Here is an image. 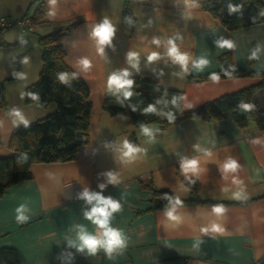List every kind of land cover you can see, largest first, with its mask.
<instances>
[{
  "label": "crops",
  "instance_id": "0c3cea01",
  "mask_svg": "<svg viewBox=\"0 0 264 264\" xmlns=\"http://www.w3.org/2000/svg\"><path fill=\"white\" fill-rule=\"evenodd\" d=\"M39 1L45 5L42 20L47 24L32 29L13 24L2 34L0 157L14 153L8 146L14 128L56 109L53 103L41 107L25 102L24 91L41 71L38 36L56 30L59 22L76 21L59 42L65 63L89 87V135L75 159L32 163L31 178L5 190L0 197V247L15 249L18 264H264V132L254 121L240 127L228 118H187L166 127L146 124L153 130L144 133L122 113L111 115L102 108L105 93L114 86L110 76L125 71L154 75L162 86L181 90L185 110L257 85L260 77L251 75L198 77L219 71L223 53L236 68L263 72L264 22L229 30L203 8L206 0H0V17L23 18ZM104 15L114 23L115 34L100 44L93 32ZM169 39L187 54L186 65L169 55ZM224 40L233 47L223 46ZM129 52L137 55L130 60ZM153 52L158 57L149 60ZM201 57L208 64L197 71ZM253 100L264 110L263 86L254 90ZM125 141L139 149L131 159L123 155ZM184 158L197 159V171L185 173ZM229 160L237 162L235 171L224 169ZM109 172L117 183L107 182ZM85 187L121 203L110 224L123 229L127 247L112 258L102 249L86 256L69 246L75 225L95 229L83 215L92 205L78 198ZM153 190H166L180 203L174 209L175 202L152 209ZM21 205L24 221L17 219ZM215 206L224 211L216 213ZM170 209L177 219L168 216ZM213 224L222 231H214Z\"/></svg>",
  "mask_w": 264,
  "mask_h": 264
},
{
  "label": "trees",
  "instance_id": "16d2710c",
  "mask_svg": "<svg viewBox=\"0 0 264 264\" xmlns=\"http://www.w3.org/2000/svg\"><path fill=\"white\" fill-rule=\"evenodd\" d=\"M32 7L33 11H28L24 16L30 19L31 29L32 26L47 24L42 20L45 16L44 3L39 1L38 4L33 3L30 9ZM203 8L229 30L264 22V0H206ZM126 11L125 5L124 12ZM75 25L76 21L59 22L56 30L38 36L42 67L35 83L25 89L24 100L41 107L53 103L56 109L41 119L13 129L8 146L14 153L8 157H0V197L8 187L31 178L32 163L73 160L88 141L92 109L89 87L65 63L64 50L59 42L62 34ZM7 28H0V35ZM219 62L222 66L219 71L206 73L198 78L207 80L213 79V76L226 78L251 75L260 77L261 82L185 110L182 105V91L162 86L156 76L144 73L137 76L120 74L122 78L132 80L133 84L125 89H118L114 85L105 93L102 108L111 115L122 113L133 127L150 123L166 127L187 118H228L240 127L252 120L259 132L263 133L264 110L257 108L253 92L259 86L264 87V71L257 73L236 68L228 53H223ZM61 75L65 76L64 80L60 78ZM125 90L131 91L132 95L126 97ZM4 105L5 98L0 88V107ZM243 105L250 107L245 108ZM149 106H153L155 111H145ZM188 184L195 189L192 181ZM153 191L155 199L152 201V209L176 201L166 190ZM0 264H18L15 249L0 247Z\"/></svg>",
  "mask_w": 264,
  "mask_h": 264
},
{
  "label": "clouds",
  "instance_id": "9594fccd",
  "mask_svg": "<svg viewBox=\"0 0 264 264\" xmlns=\"http://www.w3.org/2000/svg\"><path fill=\"white\" fill-rule=\"evenodd\" d=\"M93 14L86 15V19H89V16ZM115 34V25L114 23L108 18L107 15H104V20L102 23L98 24L93 32V35L98 37V42L100 44L109 43ZM154 42L159 43L158 40ZM170 48H169V55L173 57L174 61L179 62L183 65H186L188 62L187 54H181L176 44L172 39L168 41ZM220 43V42H218ZM223 46H227L229 48L233 47L232 41L224 40L222 42ZM102 51V49H101ZM259 51V49H257ZM255 55V53H253ZM137 53L129 52L128 56L131 60L132 57L136 56ZM158 57V53H151L148 56L149 60H154ZM83 65L87 68L89 66V61L85 58L82 60ZM208 64V60L205 57H201L198 62H196V69L197 71L202 70V66ZM124 76H127V71L124 72ZM62 80L65 79L64 75L60 77ZM213 79H217V77L213 76ZM133 84V81L130 79L122 78L118 75H111L109 78V85H115L118 89H125L126 86L130 87ZM124 95L126 97L131 96L132 92L125 90ZM243 107L247 108L250 105H243ZM145 111H155L153 106H149ZM171 118V117H170ZM152 128L149 126L142 125L141 131L144 133H151ZM124 147L127 149L123 153L125 157H129L130 159L133 158V153L137 152L139 149L133 147L132 144L125 141ZM238 165L235 160H229L224 164L225 170H232L235 171ZM181 169L187 173L189 171H197L198 169V161L195 158L189 159L184 158L181 161ZM108 177V183L115 184L117 183V177L109 172L106 173ZM240 183L239 181H236ZM106 187L105 183L99 184L100 189H104ZM241 195L240 192L235 193V196L239 198ZM79 199H84L88 204L92 205L90 210L84 211L83 215L87 220L92 222V225L95 226V229L90 231L88 226L84 224H77L74 226L75 228V238L69 239L68 243L69 246L74 247L77 252L83 253L86 256H95L101 249L104 253L109 257L112 258L114 254L120 253L124 248L127 247V238L124 235L123 229L119 227L112 226L110 224V219L112 218L113 214L119 212L121 210V203L119 200L112 198L111 196L105 197L102 192H90L87 187L84 188L82 192L78 194ZM95 202V203H93ZM180 201L177 200L172 206V209L175 208ZM24 208V205H21L18 212L21 214L17 217L19 221H24L27 219L21 211ZM170 209L168 211V216L172 219H177V217L173 216V211ZM214 211L216 213H221L224 211L222 207L215 206ZM214 231H222L218 225L213 224ZM207 231V229H204ZM199 241H197V244ZM70 255H72L70 253Z\"/></svg>",
  "mask_w": 264,
  "mask_h": 264
},
{
  "label": "built area",
  "instance_id": "2783aa9c",
  "mask_svg": "<svg viewBox=\"0 0 264 264\" xmlns=\"http://www.w3.org/2000/svg\"><path fill=\"white\" fill-rule=\"evenodd\" d=\"M13 24H18L23 29H31L30 19L28 17H24V18L16 20V21H13V20L8 19L6 17H0V28H7ZM1 36L2 35H0V45H1V40H2Z\"/></svg>",
  "mask_w": 264,
  "mask_h": 264
}]
</instances>
